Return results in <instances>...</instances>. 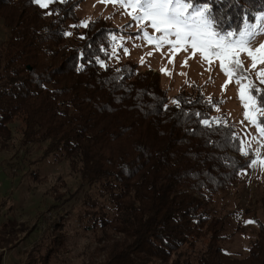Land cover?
Masks as SVG:
<instances>
[{
    "label": "trees",
    "instance_id": "1",
    "mask_svg": "<svg viewBox=\"0 0 264 264\" xmlns=\"http://www.w3.org/2000/svg\"><path fill=\"white\" fill-rule=\"evenodd\" d=\"M260 2L213 7L225 8L235 25ZM78 3L54 0L41 8L35 0H0V19L10 30L0 43V151L14 147L15 131L23 147L44 143V158L64 156L109 201L112 214L86 203L81 221L95 247L80 264H264V220L256 218L245 257L224 248L228 219L215 212V199L237 184L256 154L217 117L221 100L197 87L171 97L154 74L129 62L103 67L114 30L96 19L69 38L66 24L78 21ZM258 87L264 92V84ZM258 120L264 125V116ZM259 203L264 216V182ZM62 221L53 225L46 252L36 244L20 264L66 255ZM3 234L0 264L15 242Z\"/></svg>",
    "mask_w": 264,
    "mask_h": 264
},
{
    "label": "rangeland",
    "instance_id": "2",
    "mask_svg": "<svg viewBox=\"0 0 264 264\" xmlns=\"http://www.w3.org/2000/svg\"><path fill=\"white\" fill-rule=\"evenodd\" d=\"M72 1L79 2L75 7L78 21L67 22L69 38L76 37L77 28L83 29L85 24L96 19L103 20L114 30L110 37L109 55L101 61L103 67L126 62L136 65L139 70L154 74L171 97L182 90L200 88L207 98L221 100L216 115L236 127L244 150H255L256 160L250 169L242 173L237 184L218 196L214 203L215 212L228 219L229 239L224 244L225 250L234 258L245 257L258 230L256 218L264 220L259 203L264 182V136L245 118L246 109L240 98V87L241 83L245 84L247 99V82L230 80L218 59L210 58L209 62L202 59L199 52L193 56L191 49L185 52L171 49L170 45L157 48L155 43L149 44L144 38V31L152 36L159 33L150 26L141 28L142 23L150 25V22L134 20L133 15L138 10L121 7L112 0ZM9 34L10 30L0 19V43ZM112 36L116 39L113 40ZM258 42L264 43V36H260ZM240 58L244 61V67L250 70L252 81L257 86L261 85L258 71L264 69V65L257 63V68L252 69L250 57L242 53ZM224 85L226 88L222 87ZM248 111L252 112L251 107ZM259 116L257 114V119ZM45 147L44 143L21 146L15 131L14 147L0 151V205L6 202L0 207V229L6 231H0V235L4 236L6 232L8 236L15 237V242L7 247L4 264L24 263L28 258L26 253L39 243H43V252H46L47 237L52 233L53 225L62 221L63 217L67 253L60 259L51 260L50 264L83 263L89 259L95 247L92 234L84 229L86 222L81 221L86 212V203L96 201L112 214V207L101 190L85 184L72 171L64 156L44 158ZM14 169L17 171L14 172ZM32 173H37L40 180L34 181ZM61 182L66 184V188L61 186ZM56 193L63 194L61 199H57Z\"/></svg>",
    "mask_w": 264,
    "mask_h": 264
},
{
    "label": "snow or ice",
    "instance_id": "3",
    "mask_svg": "<svg viewBox=\"0 0 264 264\" xmlns=\"http://www.w3.org/2000/svg\"><path fill=\"white\" fill-rule=\"evenodd\" d=\"M35 2L47 8L53 0ZM112 2L124 8L138 10L137 14L133 15L134 20L150 22V25L142 23L141 28L150 26L159 35L152 36L144 31V38L149 44L155 43L157 48L170 45L171 49L185 52L191 49L193 56L199 52L202 59L209 62L210 58L218 59L230 80L235 79L237 83L247 82L249 93L247 99L245 84L241 83L240 87V98L246 109L245 118L264 136V125L257 119V114L264 116V92L252 81L250 70L244 67V61L240 58L242 53L250 57L252 69L257 68V63L264 65V43L258 42V38L264 36V0H261L259 9H255L254 4L252 8L244 9L235 25L231 17L225 14V8L233 3V0H112ZM236 2L238 3V0ZM220 4L225 8L213 7ZM112 39L115 40L116 37L112 36ZM125 53L127 54V49ZM184 63L186 66L187 60ZM258 76L259 83L264 84V69L258 71ZM222 87L226 88V85ZM173 103L179 106L178 100ZM250 107L251 113L248 111ZM201 122L205 126L211 124L208 119Z\"/></svg>",
    "mask_w": 264,
    "mask_h": 264
},
{
    "label": "built area",
    "instance_id": "4",
    "mask_svg": "<svg viewBox=\"0 0 264 264\" xmlns=\"http://www.w3.org/2000/svg\"><path fill=\"white\" fill-rule=\"evenodd\" d=\"M13 171H14V172H16L17 170H16V169H14ZM50 217H53V216H51V215H50Z\"/></svg>",
    "mask_w": 264,
    "mask_h": 264
}]
</instances>
